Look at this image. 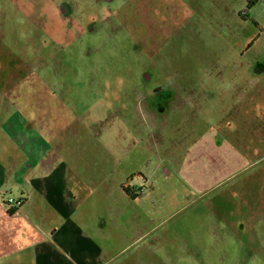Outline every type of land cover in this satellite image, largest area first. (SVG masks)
Returning <instances> with one entry per match:
<instances>
[{"label": "rangeland", "instance_id": "374dc122", "mask_svg": "<svg viewBox=\"0 0 264 264\" xmlns=\"http://www.w3.org/2000/svg\"><path fill=\"white\" fill-rule=\"evenodd\" d=\"M49 95L122 210L68 264H264V0H0V112Z\"/></svg>", "mask_w": 264, "mask_h": 264}, {"label": "crops", "instance_id": "0c3cea01", "mask_svg": "<svg viewBox=\"0 0 264 264\" xmlns=\"http://www.w3.org/2000/svg\"><path fill=\"white\" fill-rule=\"evenodd\" d=\"M52 95L50 100L40 97L27 102L34 113L25 114V126L16 117L19 113L13 111L14 107L10 109L3 101L7 104L0 112L4 133L0 145V200L17 188L19 196L15 198L24 203L20 208L0 203V264L73 263L69 257L73 248L86 243L97 245L106 218L115 214L116 221L122 211L105 210L102 202H95V209H90L86 171L94 164L102 166V161L79 159L81 154L75 158L73 146L53 143L56 128L51 116L55 108L48 105L55 100Z\"/></svg>", "mask_w": 264, "mask_h": 264}, {"label": "built area", "instance_id": "2783aa9c", "mask_svg": "<svg viewBox=\"0 0 264 264\" xmlns=\"http://www.w3.org/2000/svg\"><path fill=\"white\" fill-rule=\"evenodd\" d=\"M135 193L137 194H140V193H142L143 192V190L142 189H140V188H135ZM23 203H24V200L23 199H16V198H9L8 200H7V203H6V205L8 206V207H12V208H20L22 205H23Z\"/></svg>", "mask_w": 264, "mask_h": 264}, {"label": "trees", "instance_id": "16d2710c", "mask_svg": "<svg viewBox=\"0 0 264 264\" xmlns=\"http://www.w3.org/2000/svg\"><path fill=\"white\" fill-rule=\"evenodd\" d=\"M124 191L132 198V199H136L140 196V194H136L134 193L130 187H124Z\"/></svg>", "mask_w": 264, "mask_h": 264}, {"label": "flooded vegetation", "instance_id": "af4514ba", "mask_svg": "<svg viewBox=\"0 0 264 264\" xmlns=\"http://www.w3.org/2000/svg\"><path fill=\"white\" fill-rule=\"evenodd\" d=\"M254 5H255V2H254ZM254 22H257L255 19H253ZM253 45V43L249 46V48ZM248 48V49H249ZM169 96L171 97V94H169ZM169 96H166V97H169Z\"/></svg>", "mask_w": 264, "mask_h": 264}]
</instances>
